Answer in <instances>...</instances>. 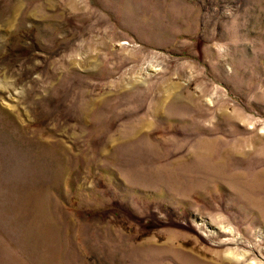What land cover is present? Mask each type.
Here are the masks:
<instances>
[{"label": "rangeland", "instance_id": "374dc122", "mask_svg": "<svg viewBox=\"0 0 264 264\" xmlns=\"http://www.w3.org/2000/svg\"><path fill=\"white\" fill-rule=\"evenodd\" d=\"M0 264H264V0H0Z\"/></svg>", "mask_w": 264, "mask_h": 264}, {"label": "bare ground", "instance_id": "6f19581e", "mask_svg": "<svg viewBox=\"0 0 264 264\" xmlns=\"http://www.w3.org/2000/svg\"><path fill=\"white\" fill-rule=\"evenodd\" d=\"M151 69H152V68H151ZM152 71L154 72V71H156V70L154 69V70H151V72H152ZM209 104H211V101H210V100H209Z\"/></svg>", "mask_w": 264, "mask_h": 264}]
</instances>
